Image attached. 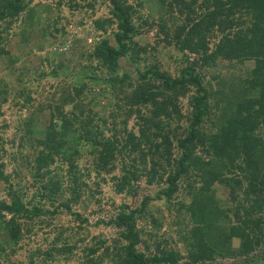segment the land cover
I'll list each match as a JSON object with an SVG mask.
<instances>
[{"label": "trees", "instance_id": "1", "mask_svg": "<svg viewBox=\"0 0 264 264\" xmlns=\"http://www.w3.org/2000/svg\"><path fill=\"white\" fill-rule=\"evenodd\" d=\"M29 1L0 0V116L4 104L18 107L10 158L30 178L13 182L5 172L0 134V261L264 264L256 250L264 247V0H106L96 16L98 0H54L51 17ZM72 22L87 24L92 39H66ZM143 26L154 29V44L137 39ZM33 45L45 67L16 66ZM159 47L175 53L173 73ZM140 176L152 193L93 222L112 225L113 236L84 242L83 211L99 204L103 185L131 195ZM62 213L76 224H58ZM162 216L170 230H161ZM44 228V238L54 231L45 248L11 258L24 235Z\"/></svg>", "mask_w": 264, "mask_h": 264}, {"label": "rangeland", "instance_id": "2", "mask_svg": "<svg viewBox=\"0 0 264 264\" xmlns=\"http://www.w3.org/2000/svg\"><path fill=\"white\" fill-rule=\"evenodd\" d=\"M53 1L54 0H30L28 4H29V6L35 5L37 7V9H39V10L42 9L43 7L49 6L50 10L48 12L42 11V14L44 13L46 16L51 17L55 13V7L53 5ZM98 1L101 2V4L95 8L93 16H96L99 14H104L107 12V8L105 6V5H107L106 0H98ZM128 1L131 3H134V2L137 3L140 0H128ZM135 7L138 9V7L136 5H135ZM139 10L138 11L141 12L140 14H142L145 11H147V7L144 6V8H140ZM67 12L68 11L66 9V6L64 4H62L61 14L67 15ZM67 28L69 30V35H67L65 37L66 39H70L72 36L74 38H77V39L83 38V39H86L87 41H90L92 39L91 35L93 34V32L89 28V26H87V24L81 26V25H76L75 23L72 22V23L67 24ZM142 29L144 31L142 33H140L139 36L137 37L139 42H143V39H144V42L147 41L150 44H154V42H156V35L154 33V29H151L147 32H146L147 29L145 26H143ZM37 36H38L37 32L34 31L32 34V37H31L33 39L32 43H34L36 45H38V43H37L38 39H36ZM58 45H61V43H58L57 45L52 46V47H50V45H49L46 48L47 49H54V48H57ZM44 47H45V45H44ZM62 47H65V46H62ZM167 51L168 50L166 48H160L159 47L157 54L156 53H154V54L156 56H158V60L161 61L162 68H166L169 72L173 73L174 64H172L173 62H171L170 60L173 61L176 55L171 50L169 53H167ZM164 54H166L167 57H164ZM36 56H40L41 58H43V52L38 51L36 46L33 45L32 53L27 54V56L23 60L20 59L19 61H21V62H18L16 64V66H21V67L24 66L25 68H28L29 65H38L39 66V64H40L41 66L45 67L46 63H45L44 59H42V61L39 62L40 58H37ZM41 66H39V67H41ZM120 66L123 69H125L128 73H130L131 70L133 69L132 66H130V63H123V61H120ZM45 70H47V69H45ZM47 87H48V85L44 86V91L49 90V89L46 90ZM36 90L38 91L39 87ZM43 92H42V94H43ZM31 96H32V98L36 97V93H32ZM180 100H181V104H182V110H185L187 108L186 99L181 98ZM101 103L103 104V101H101ZM2 109H3V113L0 116V125H2L3 120H4L5 124L7 122L9 124V126H7L5 129H2V131L0 132V134L2 135V137L4 139L5 153L2 154L3 156L1 157V161L5 163V172H7V173L11 172V176H13L15 178V179H12L13 182L20 180V179H18V173L21 175V178L30 179L26 170H24V167L16 166L15 165L16 161L13 158H10L11 152L15 151L17 148L16 147V143L18 142L17 138L19 135H21V130H18V131H16V137L14 139L11 138L12 133L14 131L12 121H14V119L16 117L18 107L17 106L10 107L8 104H4L2 106ZM46 118H47V113L42 112L40 115H38L39 120H37V123H40V122H41V124L45 123ZM128 125H131V122H129ZM12 140H13V143H12L13 146L9 144V143H11ZM142 166H143V164H139L137 168L140 170ZM14 169L16 170L17 177H15L13 175ZM106 177H107V175H106ZM134 185L136 186V191L131 195L112 192L111 191V185L109 184V181L105 185H103L100 194H97V196H96V198H99V201H100L99 204H97V205L93 204L87 210L83 211L84 216H86L88 218V221H89L88 225H86L87 236L84 239V242H85V240L87 241L90 237L97 235V234H103L105 237L106 236L107 237L113 236L115 229L112 225H104V224L94 225L93 222L96 219L107 220L122 205H126L130 209L136 207L142 196H144L146 194H151L153 191L152 185H149L148 183H146L144 177H141V176L136 182H134ZM3 186H4L3 183L0 182V198L4 197L5 188ZM213 188H214L215 192H217V194L221 198H223V197L226 198L227 192L220 185L215 184ZM150 204H151L152 209H154V208H155V210L157 209V207H156L157 203L156 202H150ZM46 206L47 205H45V207ZM154 215L159 216L157 211H154ZM165 219H166V216H165ZM165 219L162 216L163 225L161 226V230H165V231L170 230L169 229L170 227L167 224L168 222H166L167 219L166 220ZM57 221H58V224H63V226L73 227L76 224V222L72 219V217L70 215H68V213L60 214ZM136 221H137L138 225H141V226L147 225V223L145 222V221H147L146 219H137ZM47 230H48L47 228H44L43 230L42 229L41 230H33L29 234L24 235L21 242H20V244H21L20 250H18L16 253H14L11 258L14 260H25L28 250L34 249L36 247H39L40 249L45 248L47 246L50 238L54 234V231H53V232H51V234L48 235L47 238L46 237L44 238L43 233ZM82 232L83 231H79L81 236L83 235ZM232 243H233V245H236L237 241L233 240ZM256 250L257 251L261 250L263 252L264 247H260ZM261 251H260V255L262 254ZM235 261H236V259H230V258H216L215 259V262L220 263V264H235ZM72 263H75V262L73 260H71L69 262H66L65 264H72ZM0 264H8V263L1 260Z\"/></svg>", "mask_w": 264, "mask_h": 264}]
</instances>
